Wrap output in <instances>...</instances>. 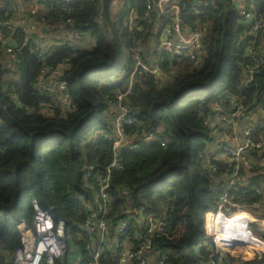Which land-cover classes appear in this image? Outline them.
Here are the masks:
<instances>
[{
	"label": "trees",
	"instance_id": "16d2710c",
	"mask_svg": "<svg viewBox=\"0 0 264 264\" xmlns=\"http://www.w3.org/2000/svg\"><path fill=\"white\" fill-rule=\"evenodd\" d=\"M111 1L0 0V47L13 49V58L0 51V264L20 244L16 224L32 221V199L67 222L71 247L83 250L84 264H90L91 255L84 250L87 239L78 226L91 211L74 197H90V184L106 174L113 141L94 134L111 130L108 111L129 85L122 103L137 124L125 125V134L133 138L130 147L120 150V167L109 174L105 220L113 226L141 211L164 227L149 235L146 227L130 222L121 241L135 249L149 240L156 256L149 264H194L214 252L213 246H194L204 213L216 208L224 191L240 205L262 199L258 190L263 175L249 174L240 164L235 188L227 189L233 163L212 158L206 150L216 134L211 117L239 108L243 113L264 112V27L250 33L256 21H264V0H253L254 19L243 18L235 0H180L187 6L180 9L182 22L205 27L203 54L167 58L162 67L170 77L161 80L141 69L130 74L132 48L143 45L140 57L146 62L150 44L145 42L157 18L164 17L156 11L145 16L148 0H120L117 18L111 20ZM194 1L202 2L198 13L191 9ZM18 7L43 29L27 35L20 27L4 25ZM130 12L138 17L132 28L125 25ZM67 31L89 40H64L62 32ZM46 34L61 40L42 52L37 42ZM45 66L61 67L62 91L35 88ZM118 68V73L124 69L121 77ZM62 94L69 100L64 112ZM86 165L93 167L88 179ZM241 214L251 227V218ZM239 247L249 259L261 260L236 264H264V255Z\"/></svg>",
	"mask_w": 264,
	"mask_h": 264
},
{
	"label": "built area",
	"instance_id": "2783aa9c",
	"mask_svg": "<svg viewBox=\"0 0 264 264\" xmlns=\"http://www.w3.org/2000/svg\"><path fill=\"white\" fill-rule=\"evenodd\" d=\"M180 0H148L146 2L147 11L145 16H149L150 11H156L157 15H162V20H156L153 26V33L149 36L145 43L150 44V53L147 55L146 62L141 61L140 54L142 47L138 43L132 48V56L134 60L133 70L131 76L137 69L150 73L155 79L161 80L169 78L170 76L163 71V63L167 58L175 57H190L195 58L196 55L203 54V37L205 27L199 22L193 28L188 24L182 22L180 17V9H186V5L179 2ZM237 6V1L235 0ZM240 4L237 9L239 14L246 19H254V2L253 0H239ZM202 5L200 1H194L191 4V9L198 13V8ZM38 4L34 5L33 9H37ZM17 15L10 18L3 24L8 28L13 29L15 26L20 27L27 35L35 33L38 28L39 22L29 21L27 16L22 13V7L16 9ZM156 15V14H155ZM156 15V17H157ZM135 12H130L129 19L125 25L132 28L137 19ZM37 25V26H36ZM264 27V21H256L252 31ZM63 39L69 40L74 43L80 42L87 36L71 31L62 32ZM61 37L53 42L43 41L39 39L37 42V49L42 52L47 50L50 46L59 44ZM254 49L251 46L249 52ZM2 53L7 54L8 58H13V49L9 46L0 47ZM60 66L56 68H46L40 71L36 80L35 88L37 90L53 91L55 88L61 90L65 88L64 82L60 79ZM251 74L252 68L247 67ZM250 74H246L245 78L250 79ZM245 79V80H246ZM130 91V85L125 93H119L116 100L112 105L113 109H118L119 113L114 118L110 132H102L101 134L113 141V159L106 169V174L94 180L90 184V197L85 198L84 195L75 196L74 198L80 201L81 205L87 210L91 211L90 215L84 219L79 225L80 233L84 234L87 239V246L84 250L89 251L92 260L90 264H149L154 262L156 256L151 250L150 241H145L139 247L132 249L125 242L121 241V232L129 225L130 222L139 227H146L149 235L162 232L164 222L156 221L152 217H144L141 211L132 213L126 219L120 221L118 224L109 225L106 223L105 216L108 212L107 204L109 195L107 189L109 186L108 178L110 172L114 168H119L120 163V150L124 147H130L133 136L125 134V125L132 126L137 124V118L131 114L129 108L122 103L124 95ZM62 103L61 110L64 112L66 106L69 104L68 95L62 94L60 96ZM247 119L246 124L249 126L244 132V142L239 137L240 135L228 133L224 130L225 125L231 127L236 121ZM213 132H215V139L213 145L218 149L217 153L212 158L222 160L223 162L233 163L234 170L229 176L227 189L235 188L236 181L239 174V165L247 161L249 147L255 140L253 133L260 129H264V116L260 122H254L249 113H243L242 109H238L228 115L213 116L209 119ZM150 136L149 138H151ZM130 140L129 143L126 142ZM218 155V156H217ZM211 157V156H210ZM84 178L88 179L91 175L93 167L91 165L85 166ZM259 203V202H258ZM256 204V203H254ZM33 208V217L31 222L21 221L15 226V230L19 236L20 244L13 250V253L6 264H84L85 257L83 250L71 247V231L67 228V222L63 218H55L52 214L50 207L41 206L36 199L31 200ZM235 207L231 210V207ZM236 209V210H235ZM242 210L241 205L233 203L229 197L228 192L224 191L217 202L215 209L206 211L204 214L207 220H211V224H217V220H228L233 216L232 214ZM244 211V210H242ZM226 218V219H225ZM219 221V220H218ZM244 226V225H243ZM240 226L241 228H244ZM221 237L225 239L224 233H228L226 229H220ZM222 230V232H221ZM229 234V233H228ZM81 235V234H79ZM224 236V237H223ZM206 239L205 245L210 249L213 246L214 252L202 259V261L194 264H236L241 262L255 261L249 259L246 253L241 249L228 247V245L236 240L227 238L222 240L219 236L215 237L212 245H209L208 236H203ZM200 237V238H201ZM199 238V240H200ZM227 241L224 245L219 241ZM217 246V248H215ZM201 246L196 242L194 248L200 249ZM60 260V262H59ZM261 260V259H260Z\"/></svg>",
	"mask_w": 264,
	"mask_h": 264
},
{
	"label": "rangeland",
	"instance_id": "374dc122",
	"mask_svg": "<svg viewBox=\"0 0 264 264\" xmlns=\"http://www.w3.org/2000/svg\"><path fill=\"white\" fill-rule=\"evenodd\" d=\"M119 5H120V0H113L109 4L108 15H109V18L111 20H115L117 18V14L119 13ZM101 23H102V21H101ZM104 25H105V22H104V24L102 23V26H104ZM39 37L43 41H49V42H53L54 41V36L51 35V34H46L44 36L39 35ZM83 40H84V43H86L88 41V37L83 39ZM118 70H119V68L116 70V73H118ZM244 72H246V71H244ZM123 73H124V69L118 73L119 77H121L123 75ZM101 76H103V75L102 74L98 75V77H101ZM4 79L8 80V79H10V76L6 75V76H4ZM254 112H255L254 113V117L261 121V114H262L261 111L255 110ZM118 113H119L118 109L114 110L113 108H110V110L108 111V114H107V119H110L109 121H114L115 115L117 116ZM228 126L229 125H225L223 129L227 131L228 128H229ZM96 133H98V134L100 133L101 134L102 131H99V132L97 131V132H95L94 135H96ZM129 141L130 140H127L126 142L129 143ZM217 150L218 149H216L214 147L213 143H210V144L208 143L207 144L206 153H207L208 156L213 157L215 155V153L218 152ZM246 162L243 163L242 165L244 166V169L249 174H251V173H259L258 175H263L264 176V168H263L264 167V151L263 150L255 151L253 153V155L251 156L249 162L248 163H246ZM261 186H262V188L260 190H258L259 194L262 196V199L259 201V203L241 205V209L244 210L243 212L247 213V215L251 218V221H252L251 236L253 238H255V240L261 241L263 243V245H264V239H263L264 238V180L262 181ZM232 215L233 216H231V218L234 217V216L236 218L242 217V214L241 213L238 214V212H235ZM231 218H228V220H230ZM218 220L217 221L219 222V227H221L220 229H222V228L224 229L226 224H227V222H228L227 219L226 220L218 219ZM211 222H212L211 220H207V217L204 214L203 215V224L204 225H203V230H202L200 236H203V235L206 234L208 236L207 239L209 240V243L211 241L214 242V239L216 237L215 234H214L216 229H215L214 224H211ZM217 226H218V223H217ZM226 236H225V239L231 238V236H229V237H226ZM197 242H198L199 246H202V247L206 246L205 245L206 239H204L203 237H201L200 240H198ZM222 242L227 243V241H222ZM215 248H217V246ZM249 250H252L253 253H254L258 249H249ZM252 260H260V259H252Z\"/></svg>",
	"mask_w": 264,
	"mask_h": 264
},
{
	"label": "bare ground",
	"instance_id": "6f19581e",
	"mask_svg": "<svg viewBox=\"0 0 264 264\" xmlns=\"http://www.w3.org/2000/svg\"><path fill=\"white\" fill-rule=\"evenodd\" d=\"M241 213V210L238 211V214ZM231 219L233 220H230L227 222L226 226L224 229H226L228 231V233H224V234H227V237L231 236L232 239L236 238V237H240L241 240L231 244V247L232 248H236V247H239L240 245H246L248 247V249H258L256 250L254 253L252 250L251 251V254L252 255H259V256H262L264 255V245H262L259 240H254V239H251L250 236H251V227L249 224H246L245 220L243 218H236L235 216L232 217ZM218 223V226H219V222L217 221ZM240 226H243L244 228H241L239 227ZM215 226V229L216 231L214 232L215 236H219V238H221V233L220 230L218 229V226L217 224H214ZM222 232V230H221ZM253 241V242H252ZM220 244L224 245L225 243L222 242V240L219 241Z\"/></svg>",
	"mask_w": 264,
	"mask_h": 264
},
{
	"label": "crops",
	"instance_id": "0c3cea01",
	"mask_svg": "<svg viewBox=\"0 0 264 264\" xmlns=\"http://www.w3.org/2000/svg\"><path fill=\"white\" fill-rule=\"evenodd\" d=\"M236 1H237V6L239 7L240 2H239V0H236ZM88 40H89V38H88ZM254 113L255 112L249 113V115L252 116L254 122H259L260 120H258L254 117ZM228 114H230V113H225V114L223 113V114H219V115H215V116L217 117L220 115H228ZM263 116H264V112L261 114V120H262ZM247 121L248 120L245 119L244 121L241 120V121L234 122L232 124V126L228 128L227 132L231 133V134L235 132L236 134L240 135L239 137L244 142V140H245L244 132L247 128H249V126L246 124ZM252 136H253V138H255V140L253 143H251L252 147H249V149H251V148L252 149L249 151V155H248L246 163L249 162L251 156L253 155V153L255 151H260V150L264 151V129H260L258 131H255Z\"/></svg>",
	"mask_w": 264,
	"mask_h": 264
},
{
	"label": "water",
	"instance_id": "95a60500",
	"mask_svg": "<svg viewBox=\"0 0 264 264\" xmlns=\"http://www.w3.org/2000/svg\"><path fill=\"white\" fill-rule=\"evenodd\" d=\"M234 208H235V207L232 206V207H231V210L234 209Z\"/></svg>",
	"mask_w": 264,
	"mask_h": 264
}]
</instances>
